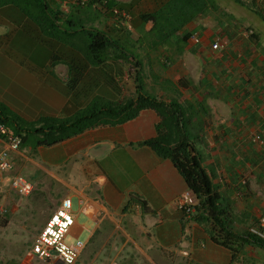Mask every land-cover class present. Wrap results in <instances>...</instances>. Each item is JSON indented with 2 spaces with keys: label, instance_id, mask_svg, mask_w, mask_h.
<instances>
[{
  "label": "crops",
  "instance_id": "1",
  "mask_svg": "<svg viewBox=\"0 0 264 264\" xmlns=\"http://www.w3.org/2000/svg\"><path fill=\"white\" fill-rule=\"evenodd\" d=\"M58 1L60 6L45 0L59 22L73 25L76 20L65 16L74 13L85 22V12L92 29L84 28L100 31L112 44L73 49L46 38L54 49L46 46L8 62L25 75L24 83L42 85L46 98L25 100L0 76V103L28 123L67 119L96 99L113 104L136 99L139 78L145 94L185 109L186 130L216 186L221 218L228 231L245 239L230 237L229 248L221 246L214 238L226 237L213 219L204 213L187 218L178 210L177 199L188 191L184 179L169 159L143 145L158 135L160 118L149 109L124 124L89 129L52 146L36 143L25 150V139L13 156L14 172L28 180L38 177L35 170L43 173L35 183L30 180L34 193L28 198L0 178L5 229L33 220L24 214L38 206L49 202L55 210L69 197L79 208L77 239L88 235L77 264H264V249L247 241L264 215V145L254 142L256 136L264 139V28L241 12L255 10L259 0H210L198 8L196 0ZM167 19L173 33L151 35L158 20L165 28ZM16 21L20 30H13ZM38 28L17 7L0 8L5 45L28 39ZM218 39L227 43L222 55L211 50ZM79 214L91 226H79ZM7 248L8 253L0 248V264H59L37 262L31 249L24 254L13 251L14 244Z\"/></svg>",
  "mask_w": 264,
  "mask_h": 264
},
{
  "label": "trees",
  "instance_id": "2",
  "mask_svg": "<svg viewBox=\"0 0 264 264\" xmlns=\"http://www.w3.org/2000/svg\"><path fill=\"white\" fill-rule=\"evenodd\" d=\"M236 2H240V0H236ZM9 5L17 7L27 17L33 15L34 23H37L39 27L45 25L41 29L43 34L45 31L47 32L46 24L50 28L60 26L57 15L55 17L51 15L45 0H0V8ZM262 18L264 20V16ZM79 31L91 36L92 41L89 43V48L96 44L102 45V47L112 44L110 39L98 30L92 31L83 27ZM49 38L51 39V36ZM57 44H60V41H57ZM136 81L138 84L136 99L126 101L124 104H113L96 99L89 106L67 119L40 118L38 121L28 123L6 105L0 103V123L10 126L22 137L23 142L26 139V136L22 135L23 131H28L40 137L38 145L52 146L89 129L124 124L135 119L143 110H153L160 118V123L157 126L158 135L144 142L143 145L152 148L159 157L169 159L173 163L184 179L188 190L198 200L197 213H204L208 218L213 219L225 234L226 238H214L217 244L229 248L228 238L244 240L245 237L236 236L228 231L221 218L222 212L219 209V194L216 186L204 166L195 143L186 130L185 109L175 103H168L145 94L142 90L141 80L137 78ZM247 239L252 244L264 249L263 239L251 234L247 235Z\"/></svg>",
  "mask_w": 264,
  "mask_h": 264
},
{
  "label": "rangeland",
  "instance_id": "3",
  "mask_svg": "<svg viewBox=\"0 0 264 264\" xmlns=\"http://www.w3.org/2000/svg\"><path fill=\"white\" fill-rule=\"evenodd\" d=\"M56 1L58 3V6H60L61 2L58 0ZM176 1H179V0H176ZM244 1H248V0H244ZM208 2H210V0H196L194 3L196 7L198 8L202 4L207 5ZM223 3H224V0H223ZM229 3H234V2H229ZM248 6H251V4H248ZM236 7L240 8L239 4H236ZM254 8L256 9L255 10L252 9L249 11L241 8L242 9L241 12L243 13L244 16L249 15L250 19L257 26L264 28V20L262 18V16H264V0H259L258 5H256L255 3ZM228 12L229 10L225 11V13H228ZM255 12H257L259 16H256ZM81 14L84 17L85 22L81 23L79 20H77L78 18L76 17L78 16V13H74L70 16L68 15L65 16V17H68L69 20L71 21L76 20L74 21L73 25L60 22V26H55V27L50 28V26L46 24L47 32L45 31L43 34L42 33L43 30L41 29L45 25L39 27L38 24L36 23V29L37 27H39L38 29H40V32L36 30L35 33H30L28 36V39H25L24 41H21V40L15 41L13 42V44L11 45L9 44V46L5 45L2 41H0V49H1L0 76H2L3 83L5 84V86H8L11 92H14L18 96H22L23 98H27L25 100H30V99L32 100L41 99L42 100V98L44 97L46 98V89H44L42 85H40L39 83L32 84V85H28L24 83L26 82V80L23 78L25 75L20 74V71L16 68V66L11 65L8 62L18 61L19 58H22L24 54L30 53V51L32 52L35 51L38 54L40 50L46 49V46L54 47V43H46V38L50 36L53 42L60 41L61 45H66L67 43L73 49H78L79 47L85 48V44H89L92 41V38L90 35L82 33L79 30L82 27H86L88 29H92V27H90L91 25L89 24L91 22V20L89 19L90 16L88 18V15L85 12H81ZM51 15L53 17L56 16L55 14H51ZM27 18L29 19V21H32V23L34 22L35 18L33 15ZM168 21L170 20L167 19L164 21V23L166 22L167 24V26L164 28L161 26L160 20H158V25H160V27H157L156 30H154V32L151 35L164 36L166 34L173 33V25H171V23H169ZM174 21L176 20H173V24H175ZM21 24L22 23L19 21H16L15 23H13L14 25L13 30H20L22 26ZM246 24L249 25V27H251L248 22ZM29 26L30 24L26 25L24 30L26 31V29ZM6 31L10 32V27H7ZM76 31H79V32H76ZM11 35L12 36H10V38L13 39L14 34L11 33ZM87 41L88 43H86ZM4 47L6 49H4ZM39 139L40 137H38L35 134H28L26 138V142L24 144L25 150H27V148L29 147H33L38 141H40ZM39 161L42 162L40 158H39ZM35 172L38 175V177H36V179L30 177V180L34 183L36 182V180H38L39 176L43 173V171L35 170ZM33 193L31 195H33ZM31 195H29L28 197H31ZM36 195L38 196L39 193H36ZM49 205L50 203L46 202L45 205L42 204L38 206L37 208H35L36 210H34V213L32 212L31 214H24L25 218L31 217V219L33 220L26 221L24 222V224H22L23 222L21 223L15 222L12 225L8 226L6 229L5 227L7 226V223H8V221L6 220L7 214L6 215L0 214V248H1V251L3 252L4 249H6L7 253L10 252L9 248L7 247H9L10 244H14L16 246V249H14L13 251L27 254L28 251L31 249L34 236L36 237L40 233L46 221L49 219V217L52 215L54 211L53 208L51 210V207H49ZM43 206H45V208ZM78 209H79L78 204L76 200H74L73 201V212L75 214H78ZM39 220L42 221L43 224H41V228L39 229L37 235H34L33 234L34 228L37 226L36 224ZM77 224L79 226H85V227L91 226V222L88 220V217L85 214L78 215ZM20 226H25V229L22 230ZM87 236H88L87 232H84L83 234L80 235L78 239L85 242L87 240ZM78 239H77L76 229L73 228L66 242L71 244V243L76 242ZM7 256L9 255L8 254L4 255V257H7Z\"/></svg>",
  "mask_w": 264,
  "mask_h": 264
},
{
  "label": "built area",
  "instance_id": "4",
  "mask_svg": "<svg viewBox=\"0 0 264 264\" xmlns=\"http://www.w3.org/2000/svg\"><path fill=\"white\" fill-rule=\"evenodd\" d=\"M117 16L127 19L125 13L120 14L114 11ZM120 14V15H119ZM245 37H251V33L245 32ZM193 40H197L194 36ZM227 43L223 40H216L211 45L215 54L222 55L225 52ZM254 142L264 145V139L256 136ZM0 178L8 181L12 191L19 196L27 197L34 190V184L20 174H16L13 156L22 149V137L10 126L0 123ZM178 210L187 218L197 213L198 200L191 191L183 193L176 201ZM86 210V206H83ZM1 214V211H0ZM76 222V214L73 212L72 200L67 197L61 200L52 215L46 221L44 227L34 239L31 246V253L39 263L77 264L85 249V242L77 240L74 243H67L66 240ZM250 234L264 240V215ZM97 264V263H90Z\"/></svg>",
  "mask_w": 264,
  "mask_h": 264
}]
</instances>
